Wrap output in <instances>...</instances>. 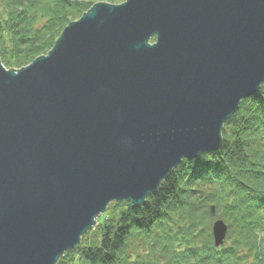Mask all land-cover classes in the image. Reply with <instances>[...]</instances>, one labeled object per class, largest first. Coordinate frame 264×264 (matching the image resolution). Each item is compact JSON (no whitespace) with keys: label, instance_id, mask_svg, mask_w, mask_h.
Listing matches in <instances>:
<instances>
[{"label":"water","instance_id":"1","mask_svg":"<svg viewBox=\"0 0 264 264\" xmlns=\"http://www.w3.org/2000/svg\"><path fill=\"white\" fill-rule=\"evenodd\" d=\"M263 84L264 0L97 3L28 66L0 58V264H58L111 203L218 151Z\"/></svg>","mask_w":264,"mask_h":264},{"label":"trees","instance_id":"2","mask_svg":"<svg viewBox=\"0 0 264 264\" xmlns=\"http://www.w3.org/2000/svg\"><path fill=\"white\" fill-rule=\"evenodd\" d=\"M125 1L0 0L3 65L28 66L94 5ZM222 138L218 151L182 161L142 205L117 203L58 264H264V84L241 102ZM217 219L229 229L221 249L211 231ZM151 239L150 262L125 255L132 242Z\"/></svg>","mask_w":264,"mask_h":264},{"label":"rangeland","instance_id":"3","mask_svg":"<svg viewBox=\"0 0 264 264\" xmlns=\"http://www.w3.org/2000/svg\"><path fill=\"white\" fill-rule=\"evenodd\" d=\"M116 204H117V202H113V203H111L109 206H108V208H107V210H106V213H108V212H110L111 214H113L114 212H115V209L114 208H116ZM120 211V209L118 210V212ZM105 213V214H106ZM101 218H99V220H100ZM98 220V221H99ZM217 220H222V219H217ZM217 220H215L213 223H212V226H211V231L213 232V225H214V223L217 221ZM91 231H93V229L91 230ZM90 231V232H91ZM228 231H229V229L227 230V235H228ZM89 232V233H90ZM160 232V231H159ZM88 233V234H89ZM264 233V232H263ZM86 236V235H85ZM84 236V237H85ZM92 239L95 237L94 236V234L92 233L91 234V236H90ZM213 237V236H212ZM153 241H154V239H151L150 240V243H148V244H145V241H138V240H136V242H132L129 246V248L126 250V253H125V255L126 256H128V258H129V260H131V261H137V257H138V255L139 256H141V258H142V261L144 262V261H148V259L150 258V254H149V249H150V244L151 243H153ZM82 242V241H81ZM142 243H144V244H142ZM81 245V244H80ZM226 246V244H224V246L223 247H225ZM222 247V248H223ZM148 262H150V261H148ZM160 264H164L163 262H161Z\"/></svg>","mask_w":264,"mask_h":264}]
</instances>
